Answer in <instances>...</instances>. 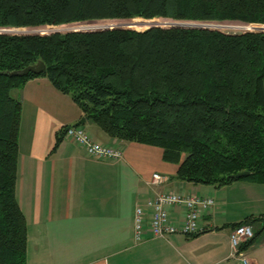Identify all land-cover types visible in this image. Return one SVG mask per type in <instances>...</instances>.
Returning a JSON list of instances; mask_svg holds the SVG:
<instances>
[{
	"label": "trees",
	"instance_id": "16d2710c",
	"mask_svg": "<svg viewBox=\"0 0 264 264\" xmlns=\"http://www.w3.org/2000/svg\"><path fill=\"white\" fill-rule=\"evenodd\" d=\"M134 19L264 30V0H0V30ZM38 61L46 69L41 76L6 75ZM37 78L70 98L84 121L109 138L162 150L163 162L178 167L180 182L264 186V33L0 34V264H27V227L15 197L21 102L10 92ZM241 173L248 176L232 179ZM247 224L257 230L241 252L264 232V218L233 228Z\"/></svg>",
	"mask_w": 264,
	"mask_h": 264
},
{
	"label": "crops",
	"instance_id": "0c3cea01",
	"mask_svg": "<svg viewBox=\"0 0 264 264\" xmlns=\"http://www.w3.org/2000/svg\"><path fill=\"white\" fill-rule=\"evenodd\" d=\"M12 92L21 102L15 197L27 227V264H240L231 258L229 234L248 218H264L263 185L240 181L215 189L180 182L162 150L111 139L85 121L81 128L93 141L121 150L119 160L90 158L64 138L54 148L63 129L84 120L78 107L45 78ZM153 175L167 182L151 188ZM166 192L213 198L200 221L203 232L136 243L135 209ZM183 213L177 207L172 220L179 223ZM263 235L243 252L249 264H264Z\"/></svg>",
	"mask_w": 264,
	"mask_h": 264
},
{
	"label": "built area",
	"instance_id": "2783aa9c",
	"mask_svg": "<svg viewBox=\"0 0 264 264\" xmlns=\"http://www.w3.org/2000/svg\"><path fill=\"white\" fill-rule=\"evenodd\" d=\"M64 139L82 148L86 156L96 160L117 161L122 153L119 148L103 146L93 141L81 127L68 128ZM167 182L165 177L153 175L149 181L151 188H159ZM214 206L213 198L183 197L178 193H158L143 206H138L134 212V241L144 243L149 239L166 240L171 236L180 235L191 238L203 232L200 221L203 214H208ZM177 207L184 208L182 219L175 223L171 212ZM253 238L250 226L235 227L230 231L229 243L231 258L240 264H249L240 251V247Z\"/></svg>",
	"mask_w": 264,
	"mask_h": 264
},
{
	"label": "rangeland",
	"instance_id": "374dc122",
	"mask_svg": "<svg viewBox=\"0 0 264 264\" xmlns=\"http://www.w3.org/2000/svg\"><path fill=\"white\" fill-rule=\"evenodd\" d=\"M171 25H179L183 29L200 28V27L212 28V30L219 31V32H222L228 35L243 34V33H246L245 31H251V32L264 31L262 29L250 30L249 26L238 24V23L176 22V21H171V20L144 21L141 19H134L130 21L88 22V23L74 24V25L61 26V27H44V28H38V29H23V30L21 29L20 31H24L28 33H37L38 35H41V34L50 35L51 31H54V30H57L58 32H60V34H65V33H69L70 31H81V32L102 31V30H106L107 28H111V27L115 28L117 26H120V29L143 31V30H147L151 28L150 26H160V28L169 29ZM4 31L10 32L11 33L10 35L16 34L12 30H9V29H5ZM12 95H13V92H10V96ZM240 214L241 213H239V211H236L234 209L227 210V215L232 216L234 218H239ZM246 226L251 227L252 233L254 236L257 228L252 225H248V224ZM262 238H264V235L261 237V239Z\"/></svg>",
	"mask_w": 264,
	"mask_h": 264
},
{
	"label": "water",
	"instance_id": "95a60500",
	"mask_svg": "<svg viewBox=\"0 0 264 264\" xmlns=\"http://www.w3.org/2000/svg\"><path fill=\"white\" fill-rule=\"evenodd\" d=\"M246 26H250V25H246ZM254 26H257V25H254ZM151 28H160V26H150ZM259 27H264V26H259ZM149 28V29H151ZM170 28H182L180 27L179 25H171ZM113 29H120V26H117L115 28L111 27V28H107L106 30H113ZM189 29H197V30H212V29H208V28H189ZM14 33H16L15 35L16 36H24V35H38L37 33H28V32H24V31H20V30H12ZM76 32H81V31H70L69 33H76ZM13 33V34H14ZM56 33H60V32H51V34H56ZM246 33H264V31H259V32H251V31H247ZM0 34L2 35H10L11 33L8 32V31H4V30H1L0 31ZM20 34V35H19ZM40 36H45L44 34L40 35ZM45 65L38 61L35 65L33 66H30V67H27L21 71H16V72H11V73H8L6 74L9 78H18V79H21V78H25L27 77L28 75H34V76H41L45 73ZM84 125V120H81L80 122L76 123L74 125V128H77V127H82ZM248 176V173H241V174H238L236 176H233L232 179L235 180V181H239L241 179H244L245 177Z\"/></svg>",
	"mask_w": 264,
	"mask_h": 264
},
{
	"label": "bare ground",
	"instance_id": "6f19581e",
	"mask_svg": "<svg viewBox=\"0 0 264 264\" xmlns=\"http://www.w3.org/2000/svg\"><path fill=\"white\" fill-rule=\"evenodd\" d=\"M201 28H205V27H201ZM57 30H54V31H51V32H56ZM58 32V31H57ZM46 33H48V32H46Z\"/></svg>",
	"mask_w": 264,
	"mask_h": 264
}]
</instances>
